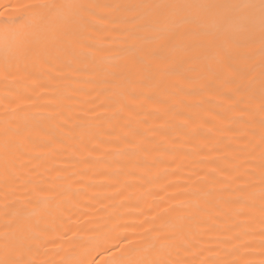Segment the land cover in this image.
<instances>
[{
    "label": "bare ground",
    "instance_id": "1",
    "mask_svg": "<svg viewBox=\"0 0 264 264\" xmlns=\"http://www.w3.org/2000/svg\"><path fill=\"white\" fill-rule=\"evenodd\" d=\"M140 261L264 264L261 0H0V264Z\"/></svg>",
    "mask_w": 264,
    "mask_h": 264
},
{
    "label": "snow or ice",
    "instance_id": "2",
    "mask_svg": "<svg viewBox=\"0 0 264 264\" xmlns=\"http://www.w3.org/2000/svg\"><path fill=\"white\" fill-rule=\"evenodd\" d=\"M42 7L47 10L48 15H52V14H56L60 10H64V9L71 12L72 9L78 8L80 6L73 5V4H65V5L48 4V5H43ZM261 10H262V12H264V0H261ZM44 19H46V17L42 16L40 18L41 22H43ZM136 264H144V262L140 261V262H136Z\"/></svg>",
    "mask_w": 264,
    "mask_h": 264
}]
</instances>
